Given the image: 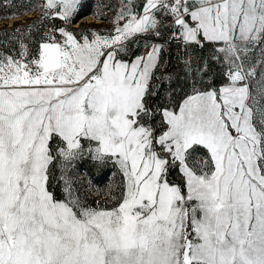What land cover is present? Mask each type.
<instances>
[{
    "label": "snow or ice",
    "instance_id": "obj_1",
    "mask_svg": "<svg viewBox=\"0 0 264 264\" xmlns=\"http://www.w3.org/2000/svg\"><path fill=\"white\" fill-rule=\"evenodd\" d=\"M86 6L0 3V264H264V0Z\"/></svg>",
    "mask_w": 264,
    "mask_h": 264
},
{
    "label": "rangeland",
    "instance_id": "obj_2",
    "mask_svg": "<svg viewBox=\"0 0 264 264\" xmlns=\"http://www.w3.org/2000/svg\"><path fill=\"white\" fill-rule=\"evenodd\" d=\"M34 2L38 3L39 0H34ZM86 4L87 6L84 7L82 11L79 13V15L76 17V22L70 25L71 29L73 31H85L90 29H96V30L110 29L112 26L110 19L99 18L100 20L97 22L91 19H86L84 17L86 15L92 14L93 12H98L111 18L115 15L116 10L119 9L120 7V0H86ZM106 5H111L112 6L111 9L105 11ZM94 16L98 18L97 15ZM12 18H15L13 22L18 20V22H21L20 24L32 25L34 21H38L40 19V12L38 9H33L32 11L25 12L23 15L14 16ZM176 55L177 54L175 53L172 56L174 60ZM172 67L175 68L172 71L174 72L179 71V69L176 67V64H173ZM177 94L179 96V89H177ZM89 177L91 179L92 186L97 187L99 189H104L109 183L118 184L121 180V177L115 166L109 164L105 169H97L90 162H85L81 174L78 177H76V179H77V186L80 188L82 194L87 195L89 203H93L94 201L97 200L104 201L107 199V197L96 195L92 191V189L89 187ZM173 177L175 179H179L177 175H173ZM58 178H59V173H57V179ZM81 180L83 181L82 184H81ZM53 190L56 191L58 195L61 192V187L58 186L55 181L53 182Z\"/></svg>",
    "mask_w": 264,
    "mask_h": 264
},
{
    "label": "trees",
    "instance_id": "obj_3",
    "mask_svg": "<svg viewBox=\"0 0 264 264\" xmlns=\"http://www.w3.org/2000/svg\"><path fill=\"white\" fill-rule=\"evenodd\" d=\"M7 2H8V0H0V3H7ZM4 11H5V9H3L2 7H0V15H2L4 13ZM12 17H14V16H12ZM0 20H4V19H0ZM20 23L21 22H18V20H17L15 22H13L11 26H8L6 24L0 26V42H3V40H4V33H11L15 28H28L30 26V25H27V24H20ZM175 53H176L175 50H173L172 56ZM176 54H178V53H176ZM165 60L166 61L169 60V56L167 54L165 55ZM173 64H176V62L173 59V57H171V63L169 65L170 70H174L175 69V68L172 67ZM170 179H173V180H176L177 182H179V179H175L173 176L170 177Z\"/></svg>",
    "mask_w": 264,
    "mask_h": 264
},
{
    "label": "water",
    "instance_id": "obj_4",
    "mask_svg": "<svg viewBox=\"0 0 264 264\" xmlns=\"http://www.w3.org/2000/svg\"><path fill=\"white\" fill-rule=\"evenodd\" d=\"M14 20L15 18L0 20V26L3 25L4 23L11 25Z\"/></svg>",
    "mask_w": 264,
    "mask_h": 264
},
{
    "label": "bare ground",
    "instance_id": "obj_5",
    "mask_svg": "<svg viewBox=\"0 0 264 264\" xmlns=\"http://www.w3.org/2000/svg\"><path fill=\"white\" fill-rule=\"evenodd\" d=\"M84 18L91 19V20H94V21H97V22L100 20L99 18H97L96 16H94L92 14L86 15Z\"/></svg>",
    "mask_w": 264,
    "mask_h": 264
}]
</instances>
